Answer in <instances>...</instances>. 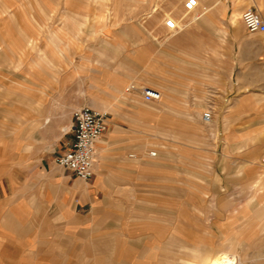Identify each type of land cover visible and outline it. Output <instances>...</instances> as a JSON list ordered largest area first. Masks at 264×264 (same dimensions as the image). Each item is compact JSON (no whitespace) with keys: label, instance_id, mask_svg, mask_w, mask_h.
Instances as JSON below:
<instances>
[{"label":"rangeland","instance_id":"1","mask_svg":"<svg viewBox=\"0 0 264 264\" xmlns=\"http://www.w3.org/2000/svg\"><path fill=\"white\" fill-rule=\"evenodd\" d=\"M8 2L4 3L8 5ZM4 6L0 4V9ZM194 11L183 12V19L188 18L186 26L191 25L188 29L182 25L185 30L182 29L180 35L181 44H175L174 38L166 37V60L161 68L165 74L160 79L142 68L139 69L144 73L141 79H101L103 82L100 84H92L89 79L77 84L75 79H69L68 95L73 98L74 94L85 92V104L108 114V129H118V134L131 137L133 148L139 146L149 152L146 156L153 162L149 169L136 164L124 170L131 179L120 182L130 183L131 189L125 195L116 196L121 200L118 205L128 206V210L137 206V209L145 211L148 207L149 220L166 226L170 222L162 217L166 214L173 219L174 212H166L163 204H174L176 201L185 208L196 206L198 244L181 242L180 245L182 250L191 245L197 246L200 256L201 250L213 248L218 252L223 247L220 226L229 215V211H223L224 206L226 209L238 204L247 209L241 212L244 221L253 216L251 210L255 209L259 203L256 200L260 199L262 244L255 247L256 252L259 250L261 253L264 264V167L253 181L246 178L249 165H242L237 159L255 141L264 142V131L257 133L254 130V125L264 123V91H261L264 89V59L238 61V57L246 51L264 48V33L248 34L241 16L225 20ZM6 12H9L7 7ZM166 17V20L175 19L181 26L176 17L168 13ZM28 32L22 30L20 35L27 42L30 38ZM176 33L171 31L170 34ZM0 39L3 40V37L0 36ZM240 75L247 77L244 79L247 80L245 87L233 83L234 79L239 80ZM14 82L22 84L27 95L15 93ZM131 85L137 89L127 90ZM146 86L158 89L168 104L146 102L141 93L142 87ZM29 91L26 79H0V219L6 215V226L0 229V238L15 235L12 228L15 218L23 226L32 223L36 231L40 218L44 216L51 218V222L66 221V226L57 228L54 235L63 233L64 239L69 242V252L90 256L97 249L98 242L108 244L113 241L108 232L110 225L120 221L113 213L118 200L110 197L106 210L97 209L96 203L103 198V191L92 181L84 183L89 190L84 196L77 193L68 204L66 199H70L71 194L67 187L57 182L45 185L41 180L45 171L43 163L65 150L72 133L67 132L69 128L63 123L65 118L62 116H43L38 122L30 120L35 118L29 113L36 104L30 99ZM242 97L248 98L240 101ZM66 102L74 103L72 99L50 100L48 106L55 107ZM235 105L240 116L232 115ZM11 109L27 113V117L18 116L15 121ZM205 111H212L211 123L203 121ZM224 126L225 141L229 135L239 138L243 141L240 147L226 142L223 145ZM236 148L242 153H236ZM109 154L112 161L114 151L110 150ZM104 182L111 189L116 181ZM18 190L25 194L23 199H28L31 194L47 192V205L42 201L41 209L30 213L28 206L23 204L25 209L17 211L13 200L14 194H19ZM188 214L189 211H183L182 215ZM73 215L79 220H69ZM185 226L188 228V221ZM254 236L257 238V233ZM151 237L158 239L156 241H159L161 250L176 245L166 242V238ZM240 245L243 246L242 243ZM138 249L142 252L148 250L143 245ZM199 262L241 264L232 251L205 256Z\"/></svg>","mask_w":264,"mask_h":264},{"label":"crops","instance_id":"2","mask_svg":"<svg viewBox=\"0 0 264 264\" xmlns=\"http://www.w3.org/2000/svg\"><path fill=\"white\" fill-rule=\"evenodd\" d=\"M6 1L0 0L1 6L5 5V8L0 9V36L3 37V40L0 39V79L28 80L29 97L36 104V107L32 108L34 110L29 113L35 118L30 120L38 122L43 116H62L65 118L63 123L69 128L67 132L71 131L73 125V111L87 105L83 102L85 92L76 93L73 98L68 95L69 79H75L74 81H78L77 84L84 79H89L92 84L102 83L101 79H141V75L144 74L139 71L141 68L160 79L165 74L161 68L166 60V37L174 38L175 44H181L180 35L185 30L184 28L171 35L166 26V14L179 19L181 26H186L188 20L183 19L187 0H8V5L4 3ZM198 1L199 5L194 13L205 12L210 18L233 20L240 17L245 10L255 9L264 19V0ZM6 7L9 12H6ZM190 25L186 28L188 29ZM22 30H29V43L20 37ZM261 59H264V48L248 50L238 57V61L243 62ZM238 79H234L233 83L245 87L247 80L244 79L247 77L240 75ZM21 86L22 84L14 82L15 93L27 95ZM247 98L242 97L240 101ZM70 99L74 103L48 106L50 100ZM235 108L236 105L232 115L240 116L239 109ZM11 111L15 121L18 116L27 117V113L17 109ZM254 126L257 133L264 131L263 122ZM222 131L223 145L225 142L236 147L243 144L242 140L234 139L230 135L225 141V126ZM118 132V129H108L96 142L94 176L89 181L76 177L58 165L57 156L43 163L45 171L42 172L44 177L41 178L46 186L57 182L67 187L71 194L68 193L70 199H66L68 204L77 193L84 196L89 191L84 183L92 181L103 191V198L96 203L97 209L106 210L110 197L114 201L118 200L115 201L117 206H114L113 213L120 221L116 225H110L108 234L113 239L108 243L111 244L110 247L107 242H98L99 245L96 242L97 249H94L92 255L86 253L75 255L69 252V242L64 239L63 233L54 235L57 228L62 229L66 226V221L51 222L49 221L51 218L42 216L38 222V230L34 231L32 223L23 226L15 218L12 224L15 235L11 238H0V264H202L199 261L205 256L225 251L234 252L241 264H262L261 253L259 250L256 252L255 247L256 244L258 246L262 244L260 199L256 200L259 203L251 210L253 216L244 221L241 212L247 209H242L238 204L226 209L224 206L223 211H229V215L220 226L223 247L218 252L213 248L201 250L200 256L197 246L191 245L198 244L196 206L185 208L176 201L174 204H163L166 212H174L173 219L166 214L162 217L163 220L170 222V225L166 226L162 225V222L155 223L149 220L148 207H145V211L137 209L139 208L137 206L134 208L132 206L128 210V206L118 205L121 200L116 196L125 195L131 189L130 183L120 182L131 179L124 170L127 171L128 167L136 164H141L143 169H149L153 164L146 156L149 152L139 146L133 148L131 137ZM236 149L238 151L236 153H242L240 149ZM110 150L114 151L112 161ZM263 157L262 141H255L243 156L242 154L237 156L240 164L249 165L246 168V178L253 181L258 178L264 167ZM107 180L116 181L111 189L104 182ZM18 191L19 194L15 193L13 200L14 205H17V211L25 209L23 204L28 206L30 213L41 209L42 201L47 205L49 199L47 192L31 194L28 199H23L25 194ZM125 211L127 213H124ZM183 211H189V214L182 215ZM5 217L6 215H3L0 219L1 230L6 226ZM183 218L185 225L187 221L189 222L188 228L183 225ZM69 220L79 219L73 215ZM255 233L257 238L254 236ZM151 236L166 238V242L176 245L161 250L159 241H156L158 239H152ZM181 242L191 243L190 248L182 250ZM140 245L147 247L148 250L142 252L138 249Z\"/></svg>","mask_w":264,"mask_h":264},{"label":"built area","instance_id":"3","mask_svg":"<svg viewBox=\"0 0 264 264\" xmlns=\"http://www.w3.org/2000/svg\"><path fill=\"white\" fill-rule=\"evenodd\" d=\"M199 3L198 0H187L185 10L193 12ZM241 19L249 33H264V19L261 13L255 9H247ZM167 28L172 32H179L183 26L177 24L173 18L166 20ZM137 89L131 85L127 90ZM141 93L146 102L159 101L161 92L153 87H142ZM72 137L66 142V147L56 157L58 165L72 172L76 177L89 181L94 176V157L96 142L107 132L109 128V117L103 112L90 105L76 108L73 113ZM203 118L206 122L212 120V111H205ZM264 164V157L262 158Z\"/></svg>","mask_w":264,"mask_h":264},{"label":"bare ground","instance_id":"4","mask_svg":"<svg viewBox=\"0 0 264 264\" xmlns=\"http://www.w3.org/2000/svg\"><path fill=\"white\" fill-rule=\"evenodd\" d=\"M127 89H129V88H127ZM162 95V94H161ZM164 96V95H163ZM163 96H162V98L159 100V101H155V102H157V103H160L161 105H167L168 103H166L165 101H164V99H163ZM102 109H105V107L104 108H102ZM202 119H203V121L205 122V123H211L212 122V120L211 121H208V122H206L205 120H204V118L202 117Z\"/></svg>","mask_w":264,"mask_h":264}]
</instances>
